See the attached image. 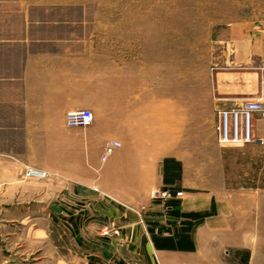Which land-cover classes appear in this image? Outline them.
I'll return each mask as SVG.
<instances>
[{
  "label": "crops",
  "instance_id": "0c3cea01",
  "mask_svg": "<svg viewBox=\"0 0 264 264\" xmlns=\"http://www.w3.org/2000/svg\"><path fill=\"white\" fill-rule=\"evenodd\" d=\"M113 45L110 32L95 29L85 1L0 0V211L16 198L37 199L41 211L59 215L58 227L75 232L72 262L125 264L126 255L115 253L133 243L140 264H255L226 201L238 192L226 185V159L244 148L219 143L216 131L218 113L254 93L220 74L208 94L205 78L176 80L169 63L121 79L128 65ZM85 109L94 122L68 127L66 114ZM253 120L256 142L245 149L264 145V114ZM113 141L121 147L106 156ZM29 168L47 177L27 180ZM262 183L264 194V164ZM168 189L183 192L166 205L176 216L152 200V192ZM143 205L153 226L127 217ZM189 213L208 216L182 215ZM114 226L123 235L93 243Z\"/></svg>",
  "mask_w": 264,
  "mask_h": 264
},
{
  "label": "rangeland",
  "instance_id": "374dc122",
  "mask_svg": "<svg viewBox=\"0 0 264 264\" xmlns=\"http://www.w3.org/2000/svg\"><path fill=\"white\" fill-rule=\"evenodd\" d=\"M80 1L87 3L95 29L110 32L112 54L127 63L128 69L120 72L121 79L149 74L151 63H169L174 66L176 80L205 78L208 94H214V83L224 74L222 78L230 79L229 84L244 80L246 92L254 93L255 98L261 96L264 0ZM122 85L129 88L132 84ZM254 127L252 120L253 133ZM245 145L226 159V185L238 190L227 195L226 201L235 207L233 231L239 242L248 246L255 264H264V145L249 149ZM26 172L27 180H38L27 177ZM14 201L13 208L0 211V264H59L61 258L66 264H85L80 258L72 262L77 253L75 232L70 234L57 226L59 215L41 211L37 199ZM129 212L128 218L136 217L149 225V207L143 205ZM64 219L74 226L69 217ZM101 219L108 221V217ZM121 235L123 231L118 226L102 228L92 242L101 244L96 240ZM125 247L122 255L115 253V257L126 255L125 264H140L136 259L142 254L140 250L133 243ZM226 251L232 256L235 249L228 247Z\"/></svg>",
  "mask_w": 264,
  "mask_h": 264
},
{
  "label": "built area",
  "instance_id": "2783aa9c",
  "mask_svg": "<svg viewBox=\"0 0 264 264\" xmlns=\"http://www.w3.org/2000/svg\"><path fill=\"white\" fill-rule=\"evenodd\" d=\"M261 96L246 100L244 104L230 111H220L218 113V125L216 127L219 143L223 145H243L256 142L252 130V120L256 113L264 114V66L261 68ZM94 122V114L91 110L70 111L66 114V124L68 127H87ZM121 147L119 141H113L105 148V155H112ZM27 177L43 179L47 173L41 170L30 168L26 172ZM183 192H176L171 189L155 191L152 193L153 203H161L166 206L167 202L174 198L182 197ZM144 209V208H143ZM166 212L173 210V207H165ZM166 214V213H165ZM144 222L143 220H141ZM108 235V232L104 233ZM118 234V232H115Z\"/></svg>",
  "mask_w": 264,
  "mask_h": 264
},
{
  "label": "trees",
  "instance_id": "16d2710c",
  "mask_svg": "<svg viewBox=\"0 0 264 264\" xmlns=\"http://www.w3.org/2000/svg\"><path fill=\"white\" fill-rule=\"evenodd\" d=\"M169 213L173 214V215H177V211L172 210ZM183 217L185 218H198L199 215H203V216H208V213H204V214H195V213H189V214H182ZM155 223H149V225L153 226Z\"/></svg>",
  "mask_w": 264,
  "mask_h": 264
},
{
  "label": "water",
  "instance_id": "95a60500",
  "mask_svg": "<svg viewBox=\"0 0 264 264\" xmlns=\"http://www.w3.org/2000/svg\"><path fill=\"white\" fill-rule=\"evenodd\" d=\"M53 210H57V208L56 207H53Z\"/></svg>",
  "mask_w": 264,
  "mask_h": 264
}]
</instances>
